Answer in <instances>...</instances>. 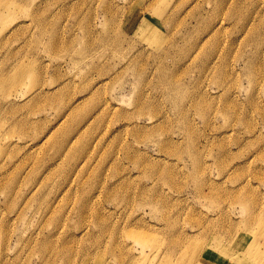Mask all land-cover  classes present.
Instances as JSON below:
<instances>
[{
    "label": "rangeland",
    "instance_id": "rangeland-1",
    "mask_svg": "<svg viewBox=\"0 0 264 264\" xmlns=\"http://www.w3.org/2000/svg\"><path fill=\"white\" fill-rule=\"evenodd\" d=\"M0 264H264V0H0Z\"/></svg>",
    "mask_w": 264,
    "mask_h": 264
},
{
    "label": "bare ground",
    "instance_id": "bare-ground-1",
    "mask_svg": "<svg viewBox=\"0 0 264 264\" xmlns=\"http://www.w3.org/2000/svg\"><path fill=\"white\" fill-rule=\"evenodd\" d=\"M12 76V75H11ZM40 94V93H39ZM38 95V94H37ZM26 101V100H25Z\"/></svg>",
    "mask_w": 264,
    "mask_h": 264
}]
</instances>
